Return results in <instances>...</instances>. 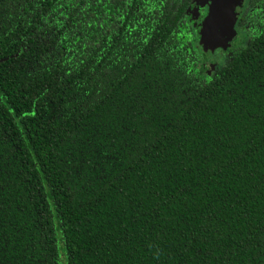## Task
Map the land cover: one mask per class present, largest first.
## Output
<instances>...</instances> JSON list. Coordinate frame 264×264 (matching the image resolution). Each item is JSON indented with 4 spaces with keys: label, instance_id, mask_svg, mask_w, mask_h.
<instances>
[{
    "label": "trees",
    "instance_id": "obj_1",
    "mask_svg": "<svg viewBox=\"0 0 264 264\" xmlns=\"http://www.w3.org/2000/svg\"><path fill=\"white\" fill-rule=\"evenodd\" d=\"M195 0H0V264H264V0L211 74Z\"/></svg>",
    "mask_w": 264,
    "mask_h": 264
},
{
    "label": "rangeland",
    "instance_id": "obj_2",
    "mask_svg": "<svg viewBox=\"0 0 264 264\" xmlns=\"http://www.w3.org/2000/svg\"><path fill=\"white\" fill-rule=\"evenodd\" d=\"M246 6L245 0H196L190 12L194 21L193 43L209 75L238 46L244 30L238 25Z\"/></svg>",
    "mask_w": 264,
    "mask_h": 264
},
{
    "label": "flooded vegetation",
    "instance_id": "obj_3",
    "mask_svg": "<svg viewBox=\"0 0 264 264\" xmlns=\"http://www.w3.org/2000/svg\"><path fill=\"white\" fill-rule=\"evenodd\" d=\"M195 2H196V0L193 2V5L195 4ZM245 2H246V5H247V0H245ZM193 5L190 7V9L188 10V14H189V16H191L192 17V14H190V12H191V10H192V8H193ZM246 7V6H245ZM242 15V14H241ZM195 23V22H194Z\"/></svg>",
    "mask_w": 264,
    "mask_h": 264
}]
</instances>
